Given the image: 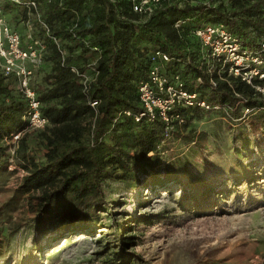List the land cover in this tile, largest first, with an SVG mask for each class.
I'll use <instances>...</instances> for the list:
<instances>
[{
    "label": "rangeland",
    "instance_id": "rangeland-1",
    "mask_svg": "<svg viewBox=\"0 0 264 264\" xmlns=\"http://www.w3.org/2000/svg\"><path fill=\"white\" fill-rule=\"evenodd\" d=\"M26 1L0 0L3 20L23 37L43 38L41 1L30 0L34 7ZM176 1L181 6L219 3ZM65 42L58 44L63 58ZM48 45L30 85L46 121L26 127L22 115L24 129L2 137L0 264H264V129L251 120L254 110L245 112L238 101V115L231 114L234 108L186 110L183 121L147 154L152 167L101 183L105 204L85 224L35 222L29 192L21 186L27 171L16 149L25 136L27 154L45 161L42 132L50 121L42 112L40 93L47 89L52 64ZM87 55L80 70L94 61V52ZM0 73L7 89L21 96L13 78L4 76L1 67ZM124 225L128 228L121 229ZM124 234L132 235L133 242L121 244Z\"/></svg>",
    "mask_w": 264,
    "mask_h": 264
},
{
    "label": "trees",
    "instance_id": "trees-1",
    "mask_svg": "<svg viewBox=\"0 0 264 264\" xmlns=\"http://www.w3.org/2000/svg\"><path fill=\"white\" fill-rule=\"evenodd\" d=\"M40 1L39 13L48 32L40 29L39 34L51 47L52 62L45 79L47 89L40 93L42 112L50 121L42 132L47 147L45 161L36 162L27 154L25 136L18 140L16 149V157L27 171L21 186L29 192L28 204L39 226L47 220H66L71 226L85 224L89 215L105 204L104 180H125L133 171L144 172L153 166L146 162L147 154L162 140V123L137 122L124 114L117 117L122 110H139L137 84L147 76L151 51L169 54L172 59L167 72L178 69L182 78L188 77L186 89L196 90L209 104L227 102L234 107L231 114L238 115L239 96L234 93L243 96L245 105L254 110L251 120L264 129V107L258 108L264 106V100L250 86L236 78H232L234 91L222 81L215 89L195 86L191 79L200 74L206 80L205 74L196 64L184 65L188 55L191 61L197 57L199 42L191 27L200 21L221 22L249 48L256 47L264 37V0H219L211 6H181L176 0H161L150 14L132 11L131 0ZM186 19L174 26L177 20ZM51 36L66 41L63 60ZM90 52L95 55L97 74L84 91L69 66L81 67L82 57H89ZM187 68L189 76L184 71ZM0 97L1 168L6 150L2 137L24 129L26 103L7 89L1 73ZM91 98L98 99L94 108L88 104ZM188 109L180 112L185 114ZM133 239L124 234L120 243L126 245Z\"/></svg>",
    "mask_w": 264,
    "mask_h": 264
},
{
    "label": "built area",
    "instance_id": "built-area-1",
    "mask_svg": "<svg viewBox=\"0 0 264 264\" xmlns=\"http://www.w3.org/2000/svg\"><path fill=\"white\" fill-rule=\"evenodd\" d=\"M161 0H131L132 11L139 14H150ZM28 7H34V1L27 0ZM186 20H177L174 24L179 27ZM42 27L47 32L48 28L42 22ZM191 34L198 40L199 49L197 57L191 61L188 55L184 65L189 63L196 66L205 74L206 80L200 74L191 79L195 86L204 85L215 89L220 81L225 82L233 90V80L236 78L250 86L264 100V37L257 42V46L249 48L246 41L234 33L221 22L200 21L191 27ZM52 41L59 49L58 38L52 37ZM45 50L43 38L31 37L30 34L23 37L21 33L12 29L3 20L0 7V67L6 77L13 78L17 92L24 97L26 108L23 118L27 125L37 127L44 124L46 118L39 110V100L34 96L31 80L34 71L41 65L42 55ZM62 60L63 51L59 49ZM149 69L145 79L137 84V96L140 108L135 113L130 110H122L120 115H131L134 121L159 120L163 125L162 140L166 139L172 131L175 123L183 121L181 109L198 108L201 110L225 109L232 110L234 107L227 102L209 104L199 96L196 90L189 91L185 87V81L178 69L166 71V65L172 57L161 50L149 53ZM75 73L77 80L83 89L87 90L89 83L95 78L97 70L95 61H91L80 70L74 65L69 66ZM189 76V69H184ZM234 93V92H233ZM239 96L237 100L244 107L245 112L253 111L245 105L246 99ZM98 103L97 98L88 101L90 107L94 108ZM237 104V103H236ZM161 140V141H162Z\"/></svg>",
    "mask_w": 264,
    "mask_h": 264
},
{
    "label": "bare ground",
    "instance_id": "bare-ground-1",
    "mask_svg": "<svg viewBox=\"0 0 264 264\" xmlns=\"http://www.w3.org/2000/svg\"><path fill=\"white\" fill-rule=\"evenodd\" d=\"M74 235V237H78V234H73ZM64 238V237H63ZM63 238H61V239H63Z\"/></svg>",
    "mask_w": 264,
    "mask_h": 264
}]
</instances>
